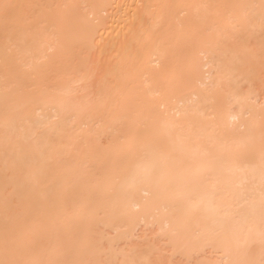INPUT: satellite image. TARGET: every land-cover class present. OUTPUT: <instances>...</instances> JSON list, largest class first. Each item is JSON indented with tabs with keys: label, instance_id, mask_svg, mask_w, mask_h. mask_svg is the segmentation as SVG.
I'll use <instances>...</instances> for the list:
<instances>
[{
	"label": "bare ground",
	"instance_id": "bare-ground-1",
	"mask_svg": "<svg viewBox=\"0 0 264 264\" xmlns=\"http://www.w3.org/2000/svg\"><path fill=\"white\" fill-rule=\"evenodd\" d=\"M180 259L264 264V0H0V264Z\"/></svg>",
	"mask_w": 264,
	"mask_h": 264
},
{
	"label": "rangeland",
	"instance_id": "rangeland-1",
	"mask_svg": "<svg viewBox=\"0 0 264 264\" xmlns=\"http://www.w3.org/2000/svg\"><path fill=\"white\" fill-rule=\"evenodd\" d=\"M141 244H142V246H143L144 243H140V246H138L139 248L141 247ZM145 244H146V243H145ZM138 245H139V244H138ZM143 247H144V246H143ZM141 248H142V247H141ZM144 248H145V247H144ZM166 255L170 257V255H168V254H166ZM167 256H166V259L168 258ZM164 259H165V258H164ZM166 259H165V260H166ZM162 260H163V259H162ZM169 260H170V258H169ZM169 260H168V261L166 260V261L169 262ZM180 261L182 262L183 260L180 259ZM163 262H165V261H163ZM183 262H184L183 264L186 263V261H183ZM176 263H177V261H176ZM179 263H180V262H179ZM166 264H167V263H166ZM180 264H181V263H180Z\"/></svg>",
	"mask_w": 264,
	"mask_h": 264
}]
</instances>
